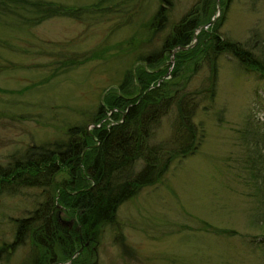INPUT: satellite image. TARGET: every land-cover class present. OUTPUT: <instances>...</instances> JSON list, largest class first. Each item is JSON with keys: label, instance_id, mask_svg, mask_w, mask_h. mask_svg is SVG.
<instances>
[{"label": "rangeland", "instance_id": "1", "mask_svg": "<svg viewBox=\"0 0 264 264\" xmlns=\"http://www.w3.org/2000/svg\"><path fill=\"white\" fill-rule=\"evenodd\" d=\"M41 1L80 9L83 15L79 20L45 19L36 26L1 17L0 167L4 168L23 160L32 146L64 139L70 128L85 126L91 135L103 96L116 93L124 75L143 66L139 58L159 51L172 25L200 0H171L162 31L152 28L158 22L151 24L158 0ZM215 2L206 7L210 19L220 23L219 35L246 46L258 59L257 67L248 69L222 54L212 79L213 95L204 93L211 82L207 65L192 75L182 91L194 97L187 107L194 110L196 151L172 159L167 153L175 148L161 151L170 157L168 170L119 207L117 223L105 229L93 254L95 264H264V246L256 244L264 234V198L249 168L255 151L264 155L260 140L264 137V0ZM104 49H108L105 55L88 59ZM170 57L166 52L167 75L174 68ZM64 59L77 62L64 68ZM159 111L157 121L147 127L149 146L176 141L184 132L175 103ZM113 112L105 110L109 125L114 123ZM141 166L138 162L135 170ZM64 173L56 174L54 186L2 182L0 264H29L28 247L10 249L16 221L45 203L52 206L46 201L58 198L55 190ZM71 217L75 223L76 217ZM121 230L131 248L128 253L120 247ZM216 230L234 234L212 232Z\"/></svg>", "mask_w": 264, "mask_h": 264}, {"label": "trees", "instance_id": "2", "mask_svg": "<svg viewBox=\"0 0 264 264\" xmlns=\"http://www.w3.org/2000/svg\"><path fill=\"white\" fill-rule=\"evenodd\" d=\"M158 1L160 6L151 24L158 22L157 27L153 24L152 28L162 31L166 28V15L171 0ZM209 3L216 5L215 0H200L195 3L172 25L159 51L139 58L138 62L143 66L136 68L134 72H127L116 93L109 92L103 96L93 123H101L106 118L105 110H115L111 114L113 125L104 121L89 136L85 132V126L70 128L64 139L32 146L23 160H16L5 168L0 167V185L7 182L10 183L9 186L11 183L14 186L33 185L32 183H41L43 187L54 186L56 174L65 171L64 181L56 186L58 198L46 201L52 206L45 203L28 217L16 221V233L10 249L28 247L31 255L29 264H65L76 253L78 254L71 264H95L92 262L93 254L105 229L117 223L119 207L130 201L140 189L161 178L168 170L169 156L171 159L183 158L196 151L194 137L197 131L191 123L194 110L187 107L194 97L182 91L192 75L201 65H207L211 82L204 93L213 95L212 79L217 73V60L222 54L233 56L248 69L257 67L258 59L252 58L246 46L219 35L220 23L204 28L211 21V14L207 12ZM65 7L41 0H0V19L6 17L26 20L32 22V26L45 19L60 16L81 19L82 10ZM83 11L84 14L87 12ZM186 47L189 48L184 49ZM173 49H176L173 56L174 68L167 75L164 55L166 52L171 55ZM107 52L108 49L92 52L88 59H97L95 55H105ZM75 62L77 60L64 59L61 66L65 68ZM159 64L162 65L158 67ZM166 76H169L167 80ZM181 80L185 81L182 85ZM173 103L176 104L178 121L184 132L178 135L176 141L149 146V123L157 121L161 113L159 109ZM119 118L120 122L117 121ZM199 132L202 137L203 131ZM260 140L264 151V137ZM168 146L175 148V151L168 152L167 158L160 153ZM257 152L258 150L253 154L249 168L252 170V180H256L254 184H258L264 198V155L258 152L259 158ZM138 162L142 164L140 171L135 170ZM9 189L12 190L13 187ZM58 210L64 214L62 219L73 220L71 215L76 217L71 229L60 223ZM205 226L208 227L206 224ZM212 232L234 234L230 231ZM120 234V247L123 253H128L131 248L125 243L122 230ZM86 242L88 246H85ZM82 244L83 248L80 250ZM256 244L260 248L264 246V234Z\"/></svg>", "mask_w": 264, "mask_h": 264}, {"label": "water", "instance_id": "3", "mask_svg": "<svg viewBox=\"0 0 264 264\" xmlns=\"http://www.w3.org/2000/svg\"><path fill=\"white\" fill-rule=\"evenodd\" d=\"M218 1V0H217ZM219 7V5H217V8ZM218 17V16H217ZM214 23V19L213 20H211L209 23H208V25L207 26H209V25H211V24H213ZM189 47H186V48H184V49H188ZM181 49H183V48H181ZM175 51H176V49H173L172 51H171V58H170V62H173V56H174V53H175ZM168 74V73H167ZM165 78V77H164ZM163 78V79H164ZM162 79V80H163ZM161 80V81H162ZM160 81V82H161ZM93 127H95V128H97L98 126H96V125H94ZM86 150V149H85ZM84 150V151H85ZM64 216V214L60 211L59 212V221H60V223L62 224V225H67L69 228H72V225H73V220L71 219V220H64V219H62V217ZM75 256V255H74ZM74 256L73 257H71V259L69 260V262H68V264H71V262H72V260H73V258H74Z\"/></svg>", "mask_w": 264, "mask_h": 264}, {"label": "flooded vegetation", "instance_id": "4", "mask_svg": "<svg viewBox=\"0 0 264 264\" xmlns=\"http://www.w3.org/2000/svg\"><path fill=\"white\" fill-rule=\"evenodd\" d=\"M70 229V228H69ZM83 245V244H82ZM85 246H88V242L85 243Z\"/></svg>", "mask_w": 264, "mask_h": 264}, {"label": "bare ground", "instance_id": "5", "mask_svg": "<svg viewBox=\"0 0 264 264\" xmlns=\"http://www.w3.org/2000/svg\"><path fill=\"white\" fill-rule=\"evenodd\" d=\"M169 71H167V73H168Z\"/></svg>", "mask_w": 264, "mask_h": 264}]
</instances>
